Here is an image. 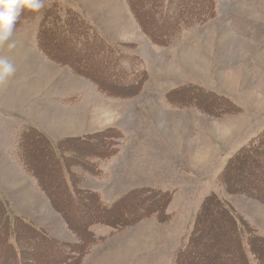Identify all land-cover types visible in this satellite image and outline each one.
I'll return each instance as SVG.
<instances>
[{
  "label": "rangeland",
  "instance_id": "rangeland-1",
  "mask_svg": "<svg viewBox=\"0 0 264 264\" xmlns=\"http://www.w3.org/2000/svg\"><path fill=\"white\" fill-rule=\"evenodd\" d=\"M140 1L145 7V0ZM224 1L232 3V0ZM57 2L62 8L79 13L123 55H142L148 79L137 97H106L90 80L70 73L44 55L37 42L38 17L22 21L14 30L19 38L16 47L10 49L0 44V55L7 56L16 68L0 84V198L10 215L33 222L57 242L51 252H67V245L80 241L82 246L88 237L82 221L93 212L81 211L78 221L71 209L64 208L61 216L53 205L62 197L61 188L49 190L45 186V182L57 179L49 156L32 153L40 149L38 144L28 146L45 195L16 157V136L28 126L53 142L97 131L113 136L119 130L122 138L117 140L120 151L116 158L100 165L101 177L94 175V171L80 172L83 179L79 186L98 192L107 204L134 189L169 192L172 198L166 209L168 217L160 221L152 216L121 230L92 226L100 240L81 264H174L176 252L192 231L201 201L222 189L218 177L227 160L264 130V0H237L234 4L238 10L258 12L246 17L249 21H244L243 26L235 25L232 32L226 29L224 21L214 26H208L209 22L195 25L181 32L171 48L157 50L153 59L149 52H143L151 51L149 44L139 49L138 45L131 49L118 46L120 42L134 45L141 41L125 0ZM188 8L197 6L193 3ZM172 11L168 12V20ZM155 27L158 32L168 28L159 21ZM51 39L53 42L49 40L46 48L52 57L66 58L99 79L113 71L110 56L97 51L94 45L83 49L76 38L64 33L56 36V40H61L60 45L55 38ZM127 69L130 70L129 66ZM188 84L227 98L238 112L216 118L197 107L178 108L169 101L168 93ZM101 141L92 139L88 143L90 148L79 147V150L94 154L99 150L106 154L104 148L108 144ZM42 162L46 165L44 170ZM39 167L42 169L38 170ZM227 198L264 235V208L244 196L227 194ZM93 200L94 197L89 202ZM213 233L219 232L207 233L203 242L210 241ZM24 242H30L28 250L26 243L21 247L22 259L29 261L28 264H52L57 259L55 252H42L31 238L24 237ZM207 251L218 250L214 247ZM199 259L202 261V256Z\"/></svg>",
  "mask_w": 264,
  "mask_h": 264
},
{
  "label": "trees",
  "instance_id": "trees-1",
  "mask_svg": "<svg viewBox=\"0 0 264 264\" xmlns=\"http://www.w3.org/2000/svg\"><path fill=\"white\" fill-rule=\"evenodd\" d=\"M125 2L142 34L151 45L160 48H168L181 32L212 20L216 14L215 0H145V7L140 0H125ZM193 3L197 8H188L189 4L192 6ZM43 5L38 12L22 11L14 30L22 21L38 17V47L51 62L66 67L70 73L73 72L78 77L90 80L106 97L132 99L141 93L148 75L140 56L136 53L123 55L122 51H117L116 45L108 43V40L107 42L98 32L96 33L79 13L67 7L62 8L57 0H43ZM171 9H173L172 17L168 20V12ZM156 21L162 26L167 25L168 28L158 32L155 27ZM59 33L73 36L79 41L77 44L83 45V49L94 45L97 51L102 53L104 51L110 56L112 61L110 65L114 72L111 71L109 76L99 79L66 58L52 57L46 46L49 40L53 42L51 38H55L60 45L61 40L60 42L56 40ZM62 40L65 41V38ZM118 46L131 49L130 47L136 48L137 45L120 42ZM168 98L178 108L197 107L201 112L216 118L223 114L233 115L238 112V108L227 98L197 85L188 84L173 89L168 93ZM105 133L108 132L97 131L53 142L38 129L28 126L16 136V157L25 172L36 180L45 195L46 190L41 184L40 174L36 172L30 160L28 146L38 144L41 146L40 149H36L35 152L32 150V153H47L49 156L53 166L52 173L57 175V179L45 182V186L49 190L56 186L61 188L62 197L58 202H53L55 210H59L61 216L63 214L61 210L64 208L67 211L71 209L78 221L81 220V211L93 212L82 221L85 235H88L87 239L83 240L82 246L80 241L79 244L67 245L69 247L67 252L54 250L57 259L52 264H81L83 258L89 255L93 246L100 240L91 230L92 226L103 225L121 230L152 216L159 218L160 221L168 217L166 209L172 198L169 192L149 188L134 189L115 202L107 204L99 197L98 192L79 186L80 180L83 179V174L80 172L94 171V175L101 177L103 171L100 165L115 157L120 151L117 140L122 138L121 132L117 130L113 136ZM88 137L90 139L86 140ZM92 139L96 141L102 139L101 143L107 142L108 146L104 148L106 154H102V151L99 153V150H96L97 154L82 153L79 150V147L90 148L88 143H92ZM78 140L87 144L79 143L78 146L76 145ZM42 164H44L41 166L43 169L39 167L38 170L46 168L45 163ZM218 183L222 189L218 193L211 192L198 206L192 231L187 242L176 252L174 264H264V235L260 234L256 226L250 225L227 198V194L244 196L264 208V130L227 160L218 177ZM93 197L95 201L89 202ZM217 231L219 233H213L210 241L203 242L207 233ZM74 234L78 236L75 231ZM1 236L0 264L29 263L22 259L21 247L26 243L24 237L31 238L33 243H37V248H42V252L47 250L51 252L57 245L53 238L33 222L10 215L6 203L0 198ZM26 244L28 250L30 242ZM214 247L217 252L207 251ZM25 253H27L26 248ZM200 256L202 261L199 259Z\"/></svg>",
  "mask_w": 264,
  "mask_h": 264
},
{
  "label": "clouds",
  "instance_id": "clouds-1",
  "mask_svg": "<svg viewBox=\"0 0 264 264\" xmlns=\"http://www.w3.org/2000/svg\"><path fill=\"white\" fill-rule=\"evenodd\" d=\"M43 0H0V44L15 48L18 37L14 34L16 21L24 10L38 12L43 8ZM16 71L7 56L0 55V84Z\"/></svg>",
  "mask_w": 264,
  "mask_h": 264
},
{
  "label": "crops",
  "instance_id": "crops-1",
  "mask_svg": "<svg viewBox=\"0 0 264 264\" xmlns=\"http://www.w3.org/2000/svg\"><path fill=\"white\" fill-rule=\"evenodd\" d=\"M236 1L237 0H232V3H231L229 1L225 2L224 0H216V14H215V17L212 20L208 21L209 23L207 25L208 26L209 25H213L214 26L216 23L218 24V22L224 21L226 23L224 25L226 26V29L230 33V32H232L234 30L233 27L235 25L243 26V22L244 21H249L248 19H246V17L254 16L256 14V12H258L256 9H239L238 10L237 5L234 4V3H236ZM122 3H124V2H122ZM125 4H126V2H125ZM231 11H234V12L238 11L239 13L238 14L237 13H231ZM133 24H134V27H135L134 30H136L137 31L136 33H138V35H140V37H141V41H138L136 43V45H138L137 46L138 49H139V47L143 46L144 44H147V45L149 44L148 46H149L151 51H144L143 50V52H145V53L149 52V54L151 55L152 59L155 57L157 50H159V49H169V48H171L173 46V44H172L168 48H160V47L155 48V46L153 47V45H151L150 42L144 37V35L140 31V29L138 28L137 24L135 22H133ZM201 25H196V26H201ZM119 41H123V40L119 39ZM141 57H142V55H141ZM142 59L145 61L144 57H142ZM197 59H202V58L198 57ZM115 158L116 157H113L111 159H115Z\"/></svg>",
  "mask_w": 264,
  "mask_h": 264
},
{
  "label": "bare ground",
  "instance_id": "bare-ground-1",
  "mask_svg": "<svg viewBox=\"0 0 264 264\" xmlns=\"http://www.w3.org/2000/svg\"><path fill=\"white\" fill-rule=\"evenodd\" d=\"M94 152H96V150Z\"/></svg>",
  "mask_w": 264,
  "mask_h": 264
}]
</instances>
